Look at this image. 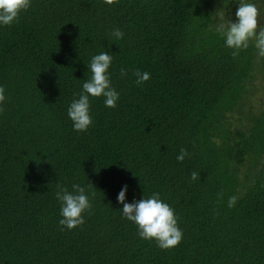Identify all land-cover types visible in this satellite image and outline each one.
<instances>
[{
	"label": "trees",
	"instance_id": "16d2710c",
	"mask_svg": "<svg viewBox=\"0 0 264 264\" xmlns=\"http://www.w3.org/2000/svg\"><path fill=\"white\" fill-rule=\"evenodd\" d=\"M240 2L31 0L0 25V264H264V57L250 42L234 59L218 31ZM247 2L264 27V0ZM101 52L119 100L90 96L93 124L77 132L68 108ZM137 70L150 79L137 85ZM73 184L92 209L69 230L56 192ZM124 186L126 203L159 193L174 210L177 247L139 237Z\"/></svg>",
	"mask_w": 264,
	"mask_h": 264
},
{
	"label": "clouds",
	"instance_id": "9594fccd",
	"mask_svg": "<svg viewBox=\"0 0 264 264\" xmlns=\"http://www.w3.org/2000/svg\"><path fill=\"white\" fill-rule=\"evenodd\" d=\"M118 0H105V3L112 5ZM31 7V0H0V25L11 26L16 23L22 12H26ZM260 12L255 4L241 0L236 12L237 22L229 21L226 25L220 24L218 31L225 37L228 48L233 49L232 57L235 59L240 55L241 50H246L250 42H254L259 51V55L264 57V27L259 24ZM112 35L116 39H122L124 33L118 29L113 30ZM113 61V55L101 52L92 57L90 69L92 76L83 83V91L79 94V99L73 100L68 108V117L73 123V128L77 132H85L93 124L90 116L89 97H104L105 106L115 108L119 100V93L111 86L109 68ZM121 75H127L121 69ZM136 84L142 85L150 79L148 72L137 70ZM6 101L5 88L0 86V105ZM0 107V112H3ZM189 153L181 149L177 160L183 162ZM199 178L195 171L191 173L193 181ZM93 187L89 183V188ZM127 186L120 191L117 199L123 205V216L134 222L138 226V235L144 240H155L162 250H170L177 247L183 238V233L178 227L177 217L174 210L160 199L159 193H153L150 198H143L138 202L126 203L125 197ZM95 193H92L94 196ZM56 198L61 203L60 225L69 230L82 226L85 223L84 213L91 212L92 203L90 196L86 194L85 187L79 184L72 185L70 192L66 187L58 185ZM220 198L223 195L220 194ZM237 197H229L228 207H233Z\"/></svg>",
	"mask_w": 264,
	"mask_h": 264
},
{
	"label": "rangeland",
	"instance_id": "374dc122",
	"mask_svg": "<svg viewBox=\"0 0 264 264\" xmlns=\"http://www.w3.org/2000/svg\"><path fill=\"white\" fill-rule=\"evenodd\" d=\"M259 83V81L257 82ZM254 103L257 105L259 102L261 104H264V91L263 90H260L257 95L255 96V99H254Z\"/></svg>",
	"mask_w": 264,
	"mask_h": 264
}]
</instances>
